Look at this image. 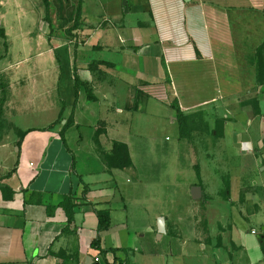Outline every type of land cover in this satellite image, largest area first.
<instances>
[{"label": "crops", "instance_id": "crops-1", "mask_svg": "<svg viewBox=\"0 0 264 264\" xmlns=\"http://www.w3.org/2000/svg\"><path fill=\"white\" fill-rule=\"evenodd\" d=\"M46 2L0 0L5 39L12 20L42 43L12 63L8 42L0 74L40 73L41 105L54 106L42 123L16 130L14 153L0 145L10 159L0 178V264H190L194 245L166 229L158 237L163 207H139L141 184L128 178L137 173L131 138L161 121L177 130V167L182 160L207 188L206 202L217 194L228 204L229 251L200 245L203 255L210 264H264V95L240 111L237 102L250 97L229 99L220 76L244 45L264 43V0H81L71 33L77 0ZM74 73L93 100L84 88L76 95ZM114 144L127 164L108 163ZM97 212H108V230L98 231Z\"/></svg>", "mask_w": 264, "mask_h": 264}, {"label": "rangeland", "instance_id": "rangeland-1", "mask_svg": "<svg viewBox=\"0 0 264 264\" xmlns=\"http://www.w3.org/2000/svg\"><path fill=\"white\" fill-rule=\"evenodd\" d=\"M4 28L8 32V41L5 39L7 47L4 49V40L0 39V57L6 58V53L9 50L8 42L11 43L9 60L12 63L22 58L21 56H26L29 51L32 54L36 53L39 49L36 46L39 44L40 49H42L41 42L34 40L29 42L27 37L24 36L25 23H12V20H10ZM259 44L261 42L251 43L246 50L244 45L242 56L238 54L235 57L234 65L220 67V76L226 80L224 88L232 93L229 99L244 100L250 97L246 99V102L245 100L244 102H237L239 106L236 105V108L240 111L252 110V104H254L253 94L256 96L264 95V85L260 83L262 81L264 43ZM240 45V42H236L238 49ZM32 75L36 79L33 80V85L30 81L29 85L24 82L21 85L16 83L18 79H29ZM40 76V73L34 74L30 71L26 72V70L15 74L8 69L0 74V82L3 83V85H0V100L3 94L2 91L6 95V101L0 114V145L8 144L12 153L16 151V148H13L18 139L16 130L37 126L53 114V105L47 103L44 106L41 105L43 85L40 83L42 82ZM247 90L252 92L250 96L247 95ZM55 94V91L51 90V96L48 97H52L57 103ZM46 97L44 96L45 99ZM156 124L159 127L156 128L155 126L148 134L131 138L132 142H135L134 147H132V156L137 167V173L134 175L129 174L128 178L132 182L141 184L140 198L141 196L143 198L138 206L143 207L145 210L150 208L159 210L160 207H163V217L166 221L164 226L168 230L169 237L175 238L185 246L188 244L194 245V256L187 257L189 263L210 264L212 263L211 255L204 256L201 248L198 247L200 245L213 247V244L216 246L226 245V251H229L230 247L227 245L229 225L226 219L228 204L223 202L222 196L215 194L219 190L218 185H215L216 188L209 189L210 193L215 194L213 201L206 202L203 191L207 188L195 179L192 170H187L182 165V160V167L181 165L179 168L177 167V149L173 150L178 141L176 128L171 127L168 122L161 121ZM112 151L111 157H106L110 165L121 166L128 163L127 153L121 146L117 148L114 144ZM5 155L7 156V152L0 150V178L7 173V167L10 165V159ZM189 179L192 181L185 184ZM181 184L185 185L182 187ZM197 186L202 188V196L199 200H192L190 196L191 188ZM156 195L161 196V203L155 201Z\"/></svg>", "mask_w": 264, "mask_h": 264}, {"label": "trees", "instance_id": "trees-1", "mask_svg": "<svg viewBox=\"0 0 264 264\" xmlns=\"http://www.w3.org/2000/svg\"><path fill=\"white\" fill-rule=\"evenodd\" d=\"M43 1H44V5L47 7L46 0H43ZM77 2H78V5H77V9H76V16H75L74 25H73V27L70 30L67 31L68 33H71L73 30H75L78 27V24H79V20H80V16H81V5H82V2H81V0H77ZM0 39L4 40L3 47H4V49H6L7 44L5 42L4 32H3V30L1 28H0ZM2 58L3 57H0V60ZM260 83H261V85H264V61H263V70H262V81H260ZM0 85H3V83L0 82ZM74 86H75L76 95H77V92H78L79 88H84L88 98L92 99V100L94 99L93 97H91L90 91L87 88V85L82 83V82H80L75 73H74ZM2 93H3L2 94V98L0 100V114L2 112L3 105H4L5 101H6V95H5V93L3 91H2ZM173 108L176 111V117H177L178 125H179V128H180V132H183L182 131V129H183L182 128L183 118L181 116V113L176 108L175 105L173 106ZM66 125L67 126L72 125V120L70 119V121H68V123H66ZM66 125L64 126V129L67 127ZM0 130H1V121H0ZM119 146H121L123 149L125 148L122 145H116L117 148ZM69 203H70L69 200H66L65 203L62 205L64 210H65V212H66L68 223H70L72 221V218H73L71 206L67 207V205H69ZM97 219H98V231L101 232V231L108 230V228L110 226V219H109L108 212H97ZM97 243H98V239L93 241L92 246L95 247V245H97Z\"/></svg>", "mask_w": 264, "mask_h": 264}, {"label": "water", "instance_id": "water-1", "mask_svg": "<svg viewBox=\"0 0 264 264\" xmlns=\"http://www.w3.org/2000/svg\"><path fill=\"white\" fill-rule=\"evenodd\" d=\"M184 2H188L189 0H183ZM200 187H192L190 191V195L192 199L197 200L200 198L201 192ZM157 234L158 237L165 234V228H164V218L160 217L157 220Z\"/></svg>", "mask_w": 264, "mask_h": 264}, {"label": "built area", "instance_id": "built-area-1", "mask_svg": "<svg viewBox=\"0 0 264 264\" xmlns=\"http://www.w3.org/2000/svg\"><path fill=\"white\" fill-rule=\"evenodd\" d=\"M30 166H32V164H30Z\"/></svg>", "mask_w": 264, "mask_h": 264}]
</instances>
